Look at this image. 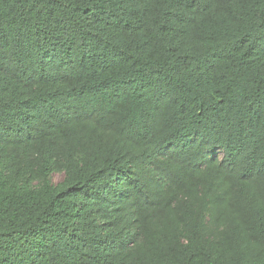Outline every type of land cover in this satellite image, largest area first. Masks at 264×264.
I'll list each match as a JSON object with an SVG mask.
<instances>
[{
	"label": "trees",
	"instance_id": "trees-1",
	"mask_svg": "<svg viewBox=\"0 0 264 264\" xmlns=\"http://www.w3.org/2000/svg\"><path fill=\"white\" fill-rule=\"evenodd\" d=\"M0 264H264V0H0Z\"/></svg>",
	"mask_w": 264,
	"mask_h": 264
},
{
	"label": "rangeland",
	"instance_id": "rangeland-1",
	"mask_svg": "<svg viewBox=\"0 0 264 264\" xmlns=\"http://www.w3.org/2000/svg\"><path fill=\"white\" fill-rule=\"evenodd\" d=\"M53 178H54L55 181H57V180H59L61 178V175L60 174H54Z\"/></svg>",
	"mask_w": 264,
	"mask_h": 264
}]
</instances>
